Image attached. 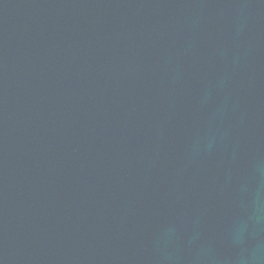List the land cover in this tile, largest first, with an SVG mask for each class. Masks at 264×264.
Wrapping results in <instances>:
<instances>
[{"label":"water","instance_id":"95a60500","mask_svg":"<svg viewBox=\"0 0 264 264\" xmlns=\"http://www.w3.org/2000/svg\"><path fill=\"white\" fill-rule=\"evenodd\" d=\"M0 264H264V0H0Z\"/></svg>","mask_w":264,"mask_h":264}]
</instances>
